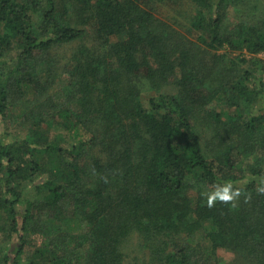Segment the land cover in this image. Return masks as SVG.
Returning a JSON list of instances; mask_svg holds the SVG:
<instances>
[{
  "label": "trees",
  "instance_id": "1",
  "mask_svg": "<svg viewBox=\"0 0 264 264\" xmlns=\"http://www.w3.org/2000/svg\"><path fill=\"white\" fill-rule=\"evenodd\" d=\"M170 1L0 0V238L19 242L0 264L34 234L27 264H125L134 235L151 264H198L199 235L264 264V16L190 0L192 40L152 5ZM77 42L60 73L52 51ZM225 182L246 195L209 208Z\"/></svg>",
  "mask_w": 264,
  "mask_h": 264
},
{
  "label": "rangeland",
  "instance_id": "2",
  "mask_svg": "<svg viewBox=\"0 0 264 264\" xmlns=\"http://www.w3.org/2000/svg\"><path fill=\"white\" fill-rule=\"evenodd\" d=\"M257 3L254 4L251 8V13L249 14L252 15L253 18H258L261 19L264 16V0H257ZM255 3V2H254ZM156 10H157V15L161 19H163L164 22L167 24H171L175 29L179 30L182 32L184 35L190 37L192 40H194L193 36H191L188 33V28L197 15V6L190 0H177V1H170V2H164V3H153L152 4ZM258 7V8H257ZM62 11H64L62 9ZM237 19V16H235ZM84 43H87V46H93L95 43V39L91 36L88 39L84 41ZM82 43H74L71 45H63L59 46L58 48H54L51 54V59H50V64H55L57 61H59L58 66L55 64V67L58 68L60 73L65 72V68L67 65V62L69 61L70 57L72 56L73 52H75L79 47H81ZM218 53H221V51H218ZM242 53L237 52L234 53V56L240 55ZM244 56L247 58H252L253 55L248 54V52L244 51ZM253 58H258L261 60L262 67H263V72H262V77L264 80V52L255 55ZM62 81L64 80L61 79ZM58 85L60 83L58 82ZM59 87V86H58ZM57 87V88H58ZM153 93V92H152ZM152 93H145L143 95L145 102L144 104L147 106L148 105V100L149 97H151ZM27 97V98H26ZM25 99H33V94L29 93L27 94ZM60 98V97H59ZM216 107V106H215ZM261 106L254 105L252 109L257 111ZM217 110L221 111L220 107H216ZM13 122L16 127L20 125V127L24 128L27 127V123L21 119H17V122L14 119L15 117H21L22 115V110L18 107H15L13 110ZM62 131H56L53 130L52 134L56 133H61ZM66 135V134H64ZM65 143V142H64ZM256 155L249 156L246 159V162L248 163H254L256 162ZM242 182H246L245 180ZM74 228H78V224L76 222L73 223L72 225ZM31 245H28L27 247V253L25 254L24 257V264L28 263V258L30 253L33 251L34 246H41L42 243L44 242V238L41 235L34 234L31 236ZM203 235L197 236V238L192 239V247H195L194 249H197V247L203 248L202 252H199L197 255L198 259V264H239L237 261V255L233 251H231L228 247H221L218 248L215 254H208L211 251V246L210 243L207 242V240H204ZM11 241V240H10ZM0 246L2 250L6 251L9 249L10 253L12 255L15 254L16 248L19 242L17 240H13L9 243V240L5 239V237L0 238ZM123 250L126 256L125 259V264H151L150 263V255L147 250H145L140 242V239L138 236L134 235L130 237L123 245Z\"/></svg>",
  "mask_w": 264,
  "mask_h": 264
},
{
  "label": "clouds",
  "instance_id": "3",
  "mask_svg": "<svg viewBox=\"0 0 264 264\" xmlns=\"http://www.w3.org/2000/svg\"><path fill=\"white\" fill-rule=\"evenodd\" d=\"M213 188L214 190L211 193L202 194L206 198V204L209 208L214 207L217 203L236 207L240 197L246 195L241 188L235 187L231 182L215 184ZM256 193L258 195H264V180H262L261 185L256 188Z\"/></svg>",
  "mask_w": 264,
  "mask_h": 264
}]
</instances>
